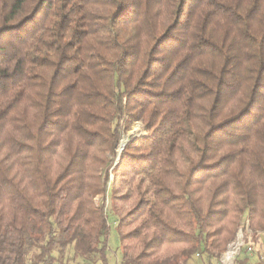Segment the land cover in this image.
I'll return each instance as SVG.
<instances>
[{
	"label": "trees",
	"instance_id": "1",
	"mask_svg": "<svg viewBox=\"0 0 264 264\" xmlns=\"http://www.w3.org/2000/svg\"><path fill=\"white\" fill-rule=\"evenodd\" d=\"M111 224L121 264L264 235V0H0V264H109Z\"/></svg>",
	"mask_w": 264,
	"mask_h": 264
},
{
	"label": "rangeland",
	"instance_id": "2",
	"mask_svg": "<svg viewBox=\"0 0 264 264\" xmlns=\"http://www.w3.org/2000/svg\"><path fill=\"white\" fill-rule=\"evenodd\" d=\"M143 127L141 123H135L131 130H129L127 133L123 135V140H126L125 142L129 141L131 137L135 136H140L143 135ZM124 142V143H125ZM124 149V148H123ZM121 153V152H120ZM119 153V154H120ZM99 203L102 201L101 198L97 200ZM108 212H111V200L108 199L105 204ZM251 232V231H249ZM245 239L247 242V247H251V251H248L249 254L243 253L241 256L240 261H242L245 258H248V262L245 264H260L259 260L257 259V255L264 250V235H260V237L255 239V236L250 234V235H245ZM119 238L117 234V230L114 224H111V234H110V239H109V245H110V251H109V264H121V252L119 250ZM246 255V256H245ZM71 257L70 255H68ZM206 256H200L197 257L195 256L192 260L188 262V264H208L206 261ZM74 264V263H73ZM79 264V263H77ZM213 264H219L218 259L213 260ZM241 264V263H238Z\"/></svg>",
	"mask_w": 264,
	"mask_h": 264
},
{
	"label": "built area",
	"instance_id": "3",
	"mask_svg": "<svg viewBox=\"0 0 264 264\" xmlns=\"http://www.w3.org/2000/svg\"><path fill=\"white\" fill-rule=\"evenodd\" d=\"M248 231L250 230L248 229ZM246 246L245 233L243 230H240L235 239L228 244L226 250L220 256L219 264H236ZM249 251H251V248ZM257 258L261 264H264V250L257 255Z\"/></svg>",
	"mask_w": 264,
	"mask_h": 264
},
{
	"label": "water",
	"instance_id": "4",
	"mask_svg": "<svg viewBox=\"0 0 264 264\" xmlns=\"http://www.w3.org/2000/svg\"><path fill=\"white\" fill-rule=\"evenodd\" d=\"M125 145H126V142L121 144V147H120V151L119 152H122V150L125 147Z\"/></svg>",
	"mask_w": 264,
	"mask_h": 264
},
{
	"label": "bare ground",
	"instance_id": "5",
	"mask_svg": "<svg viewBox=\"0 0 264 264\" xmlns=\"http://www.w3.org/2000/svg\"><path fill=\"white\" fill-rule=\"evenodd\" d=\"M126 140H122V143H124Z\"/></svg>",
	"mask_w": 264,
	"mask_h": 264
}]
</instances>
